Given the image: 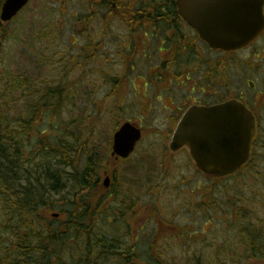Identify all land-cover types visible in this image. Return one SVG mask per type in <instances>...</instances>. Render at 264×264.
Listing matches in <instances>:
<instances>
[{"label":"trees","instance_id":"16d2710c","mask_svg":"<svg viewBox=\"0 0 264 264\" xmlns=\"http://www.w3.org/2000/svg\"><path fill=\"white\" fill-rule=\"evenodd\" d=\"M87 1L94 10L97 6L109 7L111 18L125 13L108 5L117 0ZM154 1L155 4L173 2ZM3 2L0 0V10ZM131 10L128 9V13L131 14ZM90 54L88 60L92 61L95 55L93 51ZM10 92L13 93V89ZM56 92L53 88L44 89L40 97H36V103L35 99L29 100L25 108L27 117L19 114L15 120L11 118L12 109L8 108L14 99L10 96L5 101V95L10 93H0V264H167L159 250L160 242L171 236L184 245L185 237L194 230L185 226L184 231L169 233L176 217H164L160 206L149 212L150 219L146 221V224L152 221V225L154 221L157 226L150 246L145 251L139 248V235L133 233L131 222L143 214L138 196V192L144 193L142 182H138L142 180L140 173L136 179L127 177V187L121 189L131 191L130 187L135 186L137 192L121 194L117 185H111L107 192L102 174L107 172L115 184L117 174L99 146L94 147L82 163L88 145L77 128L67 125L57 134L53 129L33 130L34 117L42 116L43 110L58 114L60 100L50 102L53 96L57 97ZM262 134L255 139L259 148H264ZM262 163L264 152L256 150L251 161L235 175L210 176L214 183L200 191V201L192 194L187 208L198 210L204 218V226L219 216L224 223L227 220L225 224L233 232L230 237L233 243L228 242L221 252L228 261L219 264L264 261V171L259 166ZM138 167L135 165L131 171L140 172ZM236 176L247 177L248 181L256 179L260 194L234 191L226 202L229 215H224V207L216 200L214 189ZM147 189L154 192L151 195L156 199L154 202H159L162 185ZM108 196L113 198L109 204L106 203ZM55 213L59 216L54 217ZM201 263L198 258L195 264Z\"/></svg>","mask_w":264,"mask_h":264},{"label":"rangeland","instance_id":"374dc122","mask_svg":"<svg viewBox=\"0 0 264 264\" xmlns=\"http://www.w3.org/2000/svg\"><path fill=\"white\" fill-rule=\"evenodd\" d=\"M118 1L126 3V0ZM108 10L109 7L99 6L94 10L87 0H30L13 21L1 24L0 93H10L5 95V101L10 96L14 99L8 107L12 109L11 118L15 120L19 114L27 117L25 108L29 100L35 99V102L44 89L57 90V97L53 96L49 101L53 103L60 100L58 114L42 109V116L34 117L36 125L33 130L38 132L53 129L52 132L57 134L67 125L77 128L79 136H83L88 145L82 163L91 150L99 146L107 161L114 166L117 184L115 180L110 183L115 187L117 185L120 193L137 192L135 186L130 187L131 191L121 189L127 187V177L132 179L133 176L136 179L140 173L142 180L138 179V182H142L144 193L142 195L138 192V196L143 214L131 222L133 233L139 235V248L144 249L143 251L149 248V241L157 226L154 221L153 225L152 221L147 224L146 221L150 219L149 212L161 206L164 217H176L169 233L184 231L185 226L194 230L189 237H185L184 245L171 236L160 242L159 250L167 264H195L198 258L201 259V264L227 262L221 254L228 242L233 243L230 240L233 232L225 224L227 220L224 223L217 216L213 223L204 226V218L198 210L190 211L187 208L192 194L200 201V191L214 183L210 176L197 170L187 151L167 157L163 154L166 142L146 135L129 159L120 161L111 155L114 130L121 123L132 120V117L122 107V115L119 113L114 86L110 82L117 78L115 68L111 71L108 68L106 75L101 72L104 53L99 52L98 44L101 42V21L107 16ZM109 17L113 19L111 15ZM87 20L91 21L90 26ZM85 31L86 35L90 31L94 42L91 48L95 50V59L92 61L85 57L88 54L87 44L90 42L83 36ZM239 67L234 75V93L245 87L243 69L241 65ZM106 80L107 83L104 84ZM11 89L13 93L10 92ZM146 127V131L152 130L151 125ZM257 151L264 152V149L258 148ZM135 165L139 166L140 172L131 171ZM259 166L264 171V163ZM106 173L104 171L101 176L102 183ZM257 182L256 179L248 181L247 177L236 176L215 186L214 196L223 205L224 215H229L230 212L226 205L229 195L232 196L237 190L260 194ZM156 185L163 187V194L157 203L154 202L155 198H151L154 192L147 189L148 186ZM105 189L107 191L108 188ZM109 198L108 196L106 199L107 204L111 201ZM254 206L258 208V205ZM260 216L263 218V215ZM128 219L131 220L132 217ZM142 225H145L144 229L140 230ZM242 259L244 260L243 257ZM254 264H264V261Z\"/></svg>","mask_w":264,"mask_h":264},{"label":"flooded vegetation","instance_id":"af4514ba","mask_svg":"<svg viewBox=\"0 0 264 264\" xmlns=\"http://www.w3.org/2000/svg\"><path fill=\"white\" fill-rule=\"evenodd\" d=\"M108 5L125 13L107 19L111 15L108 10L107 18L101 21V72L106 75L108 68H115L117 78L110 82L119 113L121 107L130 113L132 120L125 122L141 128V141L146 135L165 141L163 154L167 157L182 151L189 153L186 147L177 151L170 147L187 110L232 100L241 102L253 113L257 125L255 139L261 132L264 136V29L244 48L226 51L201 39L179 14L176 0L158 4L154 0L110 1ZM85 33L84 38L90 41L88 54L84 55L88 59L91 51L95 55V50L91 48L94 42L90 31L89 35ZM240 65L245 87L234 93V75ZM146 125H151L152 130L146 131ZM258 148L253 142L252 155ZM134 153L125 159L115 158L125 161Z\"/></svg>","mask_w":264,"mask_h":264},{"label":"water","instance_id":"95a60500","mask_svg":"<svg viewBox=\"0 0 264 264\" xmlns=\"http://www.w3.org/2000/svg\"><path fill=\"white\" fill-rule=\"evenodd\" d=\"M29 0H5L2 21L12 20ZM179 14L213 48L236 50L246 46L264 28V0H177ZM256 123L252 112L232 100L212 107L190 108L171 142L176 151L190 150L204 173L224 177L236 173L251 157ZM141 139V130L125 123L113 137V154L128 157ZM107 178L105 185L109 186ZM58 217V214H54Z\"/></svg>","mask_w":264,"mask_h":264}]
</instances>
